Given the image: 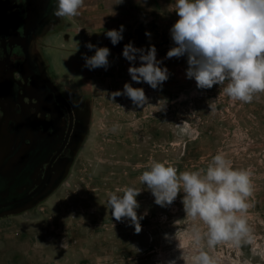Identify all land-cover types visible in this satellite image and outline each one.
Segmentation results:
<instances>
[{
    "label": "rangeland",
    "instance_id": "374dc122",
    "mask_svg": "<svg viewBox=\"0 0 264 264\" xmlns=\"http://www.w3.org/2000/svg\"><path fill=\"white\" fill-rule=\"evenodd\" d=\"M58 7L38 48L85 134L0 264H264V0Z\"/></svg>",
    "mask_w": 264,
    "mask_h": 264
},
{
    "label": "flooded vegetation",
    "instance_id": "af4514ba",
    "mask_svg": "<svg viewBox=\"0 0 264 264\" xmlns=\"http://www.w3.org/2000/svg\"><path fill=\"white\" fill-rule=\"evenodd\" d=\"M58 10V0H0V216L44 200L85 134V104L57 85L38 48Z\"/></svg>",
    "mask_w": 264,
    "mask_h": 264
}]
</instances>
